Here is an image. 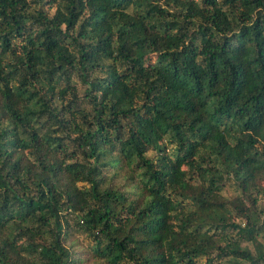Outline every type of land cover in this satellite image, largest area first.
<instances>
[{
	"label": "trees",
	"instance_id": "trees-1",
	"mask_svg": "<svg viewBox=\"0 0 264 264\" xmlns=\"http://www.w3.org/2000/svg\"><path fill=\"white\" fill-rule=\"evenodd\" d=\"M261 201L264 0H0V264H264Z\"/></svg>",
	"mask_w": 264,
	"mask_h": 264
},
{
	"label": "rangeland",
	"instance_id": "rangeland-1",
	"mask_svg": "<svg viewBox=\"0 0 264 264\" xmlns=\"http://www.w3.org/2000/svg\"><path fill=\"white\" fill-rule=\"evenodd\" d=\"M52 11H53V8H50L49 9V14H51L52 13ZM81 90V89H80ZM151 153H149V155H150ZM233 193H234V191L232 190V188L230 187V186H225L224 187V189L222 190V194L224 195V196H226V197H230V196H232L233 195ZM262 202V201H261ZM263 204H264V202H262Z\"/></svg>",
	"mask_w": 264,
	"mask_h": 264
}]
</instances>
